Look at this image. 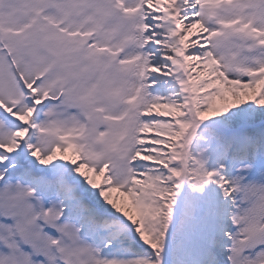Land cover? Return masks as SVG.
Wrapping results in <instances>:
<instances>
[{"label":"snow or ice","instance_id":"1","mask_svg":"<svg viewBox=\"0 0 264 264\" xmlns=\"http://www.w3.org/2000/svg\"><path fill=\"white\" fill-rule=\"evenodd\" d=\"M0 264H264V0H0Z\"/></svg>","mask_w":264,"mask_h":264}]
</instances>
